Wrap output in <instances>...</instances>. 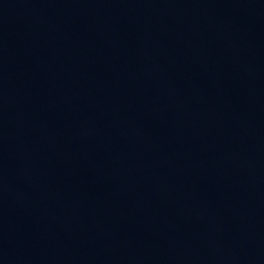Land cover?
I'll return each instance as SVG.
<instances>
[{
    "label": "water",
    "instance_id": "1",
    "mask_svg": "<svg viewBox=\"0 0 264 264\" xmlns=\"http://www.w3.org/2000/svg\"><path fill=\"white\" fill-rule=\"evenodd\" d=\"M0 264H264V0H0Z\"/></svg>",
    "mask_w": 264,
    "mask_h": 264
}]
</instances>
